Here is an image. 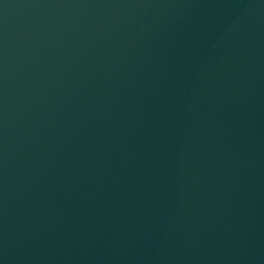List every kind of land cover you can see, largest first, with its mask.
Masks as SVG:
<instances>
[{"label":"water","instance_id":"95a60500","mask_svg":"<svg viewBox=\"0 0 264 264\" xmlns=\"http://www.w3.org/2000/svg\"><path fill=\"white\" fill-rule=\"evenodd\" d=\"M0 264H264V0H0Z\"/></svg>","mask_w":264,"mask_h":264}]
</instances>
